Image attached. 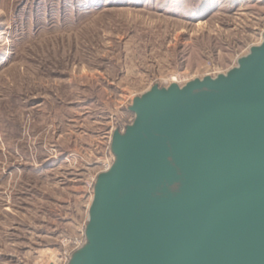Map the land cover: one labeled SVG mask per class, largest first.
Masks as SVG:
<instances>
[{
	"label": "rangeland",
	"instance_id": "374dc122",
	"mask_svg": "<svg viewBox=\"0 0 264 264\" xmlns=\"http://www.w3.org/2000/svg\"><path fill=\"white\" fill-rule=\"evenodd\" d=\"M263 34L264 0H0V264H69L133 102Z\"/></svg>",
	"mask_w": 264,
	"mask_h": 264
},
{
	"label": "water",
	"instance_id": "95a60500",
	"mask_svg": "<svg viewBox=\"0 0 264 264\" xmlns=\"http://www.w3.org/2000/svg\"><path fill=\"white\" fill-rule=\"evenodd\" d=\"M130 112L69 264H264V34L226 74Z\"/></svg>",
	"mask_w": 264,
	"mask_h": 264
},
{
	"label": "built area",
	"instance_id": "2783aa9c",
	"mask_svg": "<svg viewBox=\"0 0 264 264\" xmlns=\"http://www.w3.org/2000/svg\"><path fill=\"white\" fill-rule=\"evenodd\" d=\"M109 169L108 168H106L105 170H104V172H107ZM104 172H102V173H104ZM94 184H95V182H94ZM84 244H86V237H85V233H84ZM78 248H80V246H77Z\"/></svg>",
	"mask_w": 264,
	"mask_h": 264
},
{
	"label": "bare ground",
	"instance_id": "6f19581e",
	"mask_svg": "<svg viewBox=\"0 0 264 264\" xmlns=\"http://www.w3.org/2000/svg\"><path fill=\"white\" fill-rule=\"evenodd\" d=\"M263 36V35H262ZM262 43V42H261ZM108 169H110V168H108Z\"/></svg>",
	"mask_w": 264,
	"mask_h": 264
}]
</instances>
